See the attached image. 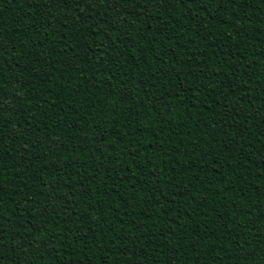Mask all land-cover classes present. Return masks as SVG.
<instances>
[{
	"label": "trees",
	"instance_id": "obj_1",
	"mask_svg": "<svg viewBox=\"0 0 264 264\" xmlns=\"http://www.w3.org/2000/svg\"><path fill=\"white\" fill-rule=\"evenodd\" d=\"M0 264H264V0H0Z\"/></svg>",
	"mask_w": 264,
	"mask_h": 264
},
{
	"label": "snow or ice",
	"instance_id": "obj_2",
	"mask_svg": "<svg viewBox=\"0 0 264 264\" xmlns=\"http://www.w3.org/2000/svg\"><path fill=\"white\" fill-rule=\"evenodd\" d=\"M106 3H110V0H105Z\"/></svg>",
	"mask_w": 264,
	"mask_h": 264
}]
</instances>
